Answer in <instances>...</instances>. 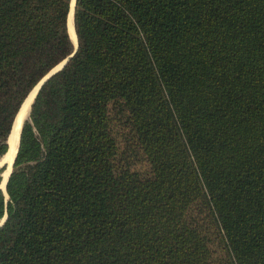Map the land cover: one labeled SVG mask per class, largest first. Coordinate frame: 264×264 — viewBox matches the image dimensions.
<instances>
[{
  "label": "trees",
  "instance_id": "obj_1",
  "mask_svg": "<svg viewBox=\"0 0 264 264\" xmlns=\"http://www.w3.org/2000/svg\"><path fill=\"white\" fill-rule=\"evenodd\" d=\"M71 0H0V156L74 51ZM38 90L0 264H264V0H75Z\"/></svg>",
  "mask_w": 264,
  "mask_h": 264
},
{
  "label": "bare ground",
  "instance_id": "obj_2",
  "mask_svg": "<svg viewBox=\"0 0 264 264\" xmlns=\"http://www.w3.org/2000/svg\"><path fill=\"white\" fill-rule=\"evenodd\" d=\"M72 5L73 4L71 3L70 13H69V17H68V33H69L70 37H72L73 42H75V29H74V23H73V18H72ZM34 92H35V89H33L30 92V94L28 95V97L26 98V100L24 101L22 106L20 107L18 114H17V116L13 122L11 132H10V135L8 138L7 151L0 159V166H4L6 164H11L10 170L12 168L14 155H15L16 150H17L21 125L29 113L30 103L32 101ZM6 177H7V174H3L4 179H3L2 184L0 185V187L2 189H4V187H5Z\"/></svg>",
  "mask_w": 264,
  "mask_h": 264
},
{
  "label": "water",
  "instance_id": "obj_3",
  "mask_svg": "<svg viewBox=\"0 0 264 264\" xmlns=\"http://www.w3.org/2000/svg\"><path fill=\"white\" fill-rule=\"evenodd\" d=\"M71 3L73 4L72 5V18H73V14H74V7H75V0H71V2H70V6H71ZM69 13H70V11H69ZM68 17H69V14H68ZM67 26H68V23H67ZM70 36V35H69ZM71 38V40H72V37H70ZM72 42H73V40H72ZM73 44H74V51H73V53L75 52V50L77 49V45H78V43H77V36H76V33H75V42H73ZM73 53L72 54H70L68 57H66L63 61H61L58 65H56L52 70H50L39 82H38V84L33 88V89H35V92H34V95H33V98H32V101H31V103H30V106H31V104H32V102H33V100H34V98H35V96H36V94H37V92H38V90L40 89V87L42 86V84L51 76V75H53L54 73H56L57 71H59L65 64H66V62L68 61V59L73 55ZM32 89V90H33ZM31 90V91H32ZM30 91V92H31ZM30 94V93H29ZM28 94V95H29ZM28 97V96H27ZM26 97V98H27ZM26 100V99H25ZM24 100V101H25ZM24 103V102H23ZM22 103V104H23ZM22 106V105H21ZM30 110V109H29ZM17 114H18V112H17ZM17 114H16V116H17ZM28 115H29V113H28ZM16 116H15V118H16ZM15 118H14V120H15ZM14 122V121H13ZM23 124V123H22ZM13 125V124H12ZM21 127H22V125H21ZM20 131H21V129H20ZM11 132V131H10ZM10 135V134H9ZM19 135H20V133H19ZM8 138H9V136H8ZM18 143H19V141H18ZM7 144H8V139H7ZM17 149H18V145H17ZM16 152H17V150H16ZM15 157H16V153H15V155H14V159H13V163H12V167H13V164H14V160H15ZM12 172V168H11V170H10V172H9V175H10V173ZM9 175H8V177H9ZM7 180H8V178L6 179V182H5V187H4V189H2L1 187H0V190H3V192L4 193H6V183H7ZM4 219H5V216L2 218V220H1V223L4 221Z\"/></svg>",
  "mask_w": 264,
  "mask_h": 264
},
{
  "label": "rangeland",
  "instance_id": "obj_4",
  "mask_svg": "<svg viewBox=\"0 0 264 264\" xmlns=\"http://www.w3.org/2000/svg\"><path fill=\"white\" fill-rule=\"evenodd\" d=\"M28 118V115H27V117L24 119V121L26 120ZM23 121V122H24ZM22 122V123H23ZM6 153V152H5ZM4 153V154H5ZM3 154V155H4ZM3 155H1L0 156V159H1V157L3 156ZM10 166H11V164H6V165H4V166H0V185L2 184V182H3V174H7V177H6V179L8 178V174H9V171H10ZM13 168V167H12ZM5 179V180H6ZM2 220V219H1ZM1 220H0V224H1Z\"/></svg>",
  "mask_w": 264,
  "mask_h": 264
}]
</instances>
